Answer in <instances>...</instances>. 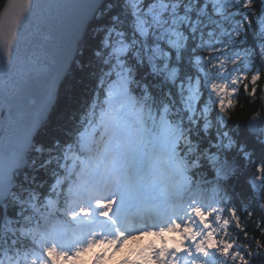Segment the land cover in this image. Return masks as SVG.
Listing matches in <instances>:
<instances>
[{"label":"snow or ice","instance_id":"obj_1","mask_svg":"<svg viewBox=\"0 0 264 264\" xmlns=\"http://www.w3.org/2000/svg\"><path fill=\"white\" fill-rule=\"evenodd\" d=\"M10 6L18 11L0 56L6 70L17 60L11 36L29 9L38 7L35 0H10ZM73 6L82 10L85 36L96 40L88 63L95 86L63 141H38L42 122L33 119L0 165V264H67L97 243L119 250L144 235L160 237L161 244L122 264L260 260L264 243L256 241L253 252L251 241L240 244L229 236L232 222L248 233L238 208L229 206L228 187L254 167L245 177L251 200L242 209L251 216L254 202L264 213V126L254 117L239 130L229 113L239 86L255 96L262 78L257 69L249 80L244 64L251 59L245 46L250 34L264 61V0L259 9L254 0H84ZM5 24L6 14H0V33ZM77 46L83 55L79 41ZM53 100L49 88L45 111ZM148 144L160 149L178 178L160 189L163 208L143 192L142 149ZM138 201L154 204L156 221L133 223ZM53 212L70 216L78 231L69 237L64 228L42 226ZM167 233L180 240L165 242ZM103 258L98 255L96 264Z\"/></svg>","mask_w":264,"mask_h":264},{"label":"water","instance_id":"obj_2","mask_svg":"<svg viewBox=\"0 0 264 264\" xmlns=\"http://www.w3.org/2000/svg\"><path fill=\"white\" fill-rule=\"evenodd\" d=\"M83 2L35 0L38 7L29 9L16 28V35L11 36L13 45H17V60L11 70L0 67V165L7 161L33 119L42 122L39 132L49 120L61 86L77 58L78 41L80 45L85 38L80 28L82 10L73 6ZM17 11L10 6V0H5L0 9V14H6L5 28L0 33V56L5 55L4 40L10 37ZM49 88L54 92V100L45 111L44 98ZM254 117L259 127L260 117L256 114L248 118L246 125ZM22 175L18 172V179Z\"/></svg>","mask_w":264,"mask_h":264},{"label":"trees","instance_id":"obj_3","mask_svg":"<svg viewBox=\"0 0 264 264\" xmlns=\"http://www.w3.org/2000/svg\"><path fill=\"white\" fill-rule=\"evenodd\" d=\"M5 0H0V9L2 8ZM261 6V0H254V8L259 9ZM91 30L89 29V32ZM96 43L95 38L91 35L85 36L84 41L80 44V49L83 51V55L78 52L77 58L73 63L68 75L61 86L58 101L54 107V110L39 132L36 139L45 145L50 144L55 139L63 141L65 133L68 129L72 128L77 118L83 111L86 103L92 96V90L95 86L94 80L91 76L88 63L90 60L91 49ZM249 49L251 59L245 57L244 67L249 73V80L252 73L257 69L261 70L262 78L258 82L257 92L255 96H250L244 91L243 84L239 86V91L234 100V108L230 110L231 124L239 130H244L247 120L250 116L256 114L260 117V125L264 126V61H261L259 53V44L251 34L248 37V43L245 45ZM245 46H241L245 47ZM207 55V52L204 53ZM241 56L244 53L241 51ZM232 67L231 64L228 65ZM219 83V81H217ZM149 146H152L148 144ZM254 159L259 163L260 149L258 146H254ZM34 155V154H33ZM166 161V160H165ZM167 163V162H166ZM26 171H30L27 169ZM255 171L254 167H247L246 171L240 178L233 180L228 187V195L231 197V204L238 208V214L241 218V227L248 233L247 237L240 229L235 227V222H232L229 226V236L235 237L237 243L248 244L250 251L255 252L257 250L256 241L264 243V232L261 231L264 228V213H261L259 208L253 202L250 205V211L252 215L249 216L247 211H243L242 205L249 203L251 200V192L245 183V177L250 178V173ZM43 177V173H38V179ZM167 183H173L178 178L174 177L170 171L167 173ZM205 196L208 200L213 198L214 193L210 186H206ZM54 221L70 223L69 216L65 217L62 212H53L46 220H42L41 224L47 227ZM264 252V250H262ZM264 261V256L260 260L254 262V264H261Z\"/></svg>","mask_w":264,"mask_h":264},{"label":"rangeland","instance_id":"obj_4","mask_svg":"<svg viewBox=\"0 0 264 264\" xmlns=\"http://www.w3.org/2000/svg\"><path fill=\"white\" fill-rule=\"evenodd\" d=\"M143 151V169L140 176L143 178V186L150 194L159 198L160 203L165 205L160 189L167 183L166 173L169 172L167 163L160 149H154L152 146L145 145ZM71 220V217H70ZM135 220H133L134 223ZM141 222L140 224H144ZM53 226L64 228L69 237L76 231L78 226L75 223L63 224L60 222L51 223L48 228ZM180 240L176 233L165 234V242L174 244ZM161 238L153 235H144L139 239H129L123 243L119 250H115L106 242L97 243L88 252L83 253L79 259L69 260L67 264H96V257L103 254V259L99 264H122L123 261H135L138 253L146 249L149 245L159 246Z\"/></svg>","mask_w":264,"mask_h":264},{"label":"bare ground","instance_id":"obj_5","mask_svg":"<svg viewBox=\"0 0 264 264\" xmlns=\"http://www.w3.org/2000/svg\"><path fill=\"white\" fill-rule=\"evenodd\" d=\"M148 211L149 210L145 206H141L138 209H134L130 214V219L132 221L135 220L134 221L135 225H138L141 222H145L147 219L151 220L152 222L156 221L158 217V213L149 214L147 213Z\"/></svg>","mask_w":264,"mask_h":264}]
</instances>
